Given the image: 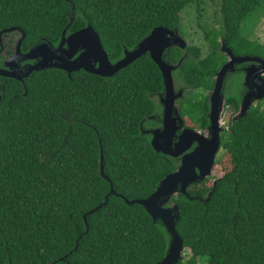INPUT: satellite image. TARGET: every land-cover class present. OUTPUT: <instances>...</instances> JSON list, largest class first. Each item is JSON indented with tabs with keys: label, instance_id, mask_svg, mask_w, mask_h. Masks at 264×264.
Returning a JSON list of instances; mask_svg holds the SVG:
<instances>
[{
	"label": "trees",
	"instance_id": "trees-1",
	"mask_svg": "<svg viewBox=\"0 0 264 264\" xmlns=\"http://www.w3.org/2000/svg\"><path fill=\"white\" fill-rule=\"evenodd\" d=\"M201 3L0 0V41L10 53L16 34L24 35L21 52L27 53L41 43L55 48L64 30L68 36L90 25L114 64L154 28L179 31L181 13ZM218 7L219 34L201 27L206 41L212 46L221 34L237 54L259 50L264 56V48L245 38L264 16V0H220ZM219 58L211 52L205 60L184 61L180 77L190 88L208 90ZM161 91V74L148 54L111 77L44 69L23 82L4 80L0 264L163 260L170 242L164 227L140 205L125 202L148 198L176 168L140 130L141 123L155 126L148 117L157 106L153 95ZM187 108L191 120L189 112L206 110L193 99ZM222 147L219 163L225 166L228 158L229 171L214 186L211 179L192 185V199L170 200L179 208L176 231L190 252L178 264H264V105L233 122ZM110 184L114 194L108 196Z\"/></svg>",
	"mask_w": 264,
	"mask_h": 264
},
{
	"label": "water",
	"instance_id": "water-1",
	"mask_svg": "<svg viewBox=\"0 0 264 264\" xmlns=\"http://www.w3.org/2000/svg\"><path fill=\"white\" fill-rule=\"evenodd\" d=\"M9 30L12 31V29ZM172 31L164 27L154 28L147 37L136 45L135 49L132 51H125L124 57L114 64L110 62L107 53L102 47L98 34L90 25L68 36H65L64 30L61 34L60 42L55 48L52 47L50 43H41L31 48L26 54L20 52L21 42L24 38L23 35L17 43L15 56L7 63V66L11 67L15 61L20 62L24 60H37V63L30 66L22 76L16 75L15 72L12 73L7 71H0V75L22 81L23 78H27L32 72L44 69H58L65 72L68 76L73 72L82 70L100 77H111L121 69L132 64L138 58L145 54H149L150 59L160 70L162 80H164L167 90V96L170 101H172L177 96L172 97L171 67L166 65L161 59L164 50L171 44H175L171 39L173 35ZM178 41H180V39ZM180 42L183 43L182 41ZM181 43H178V46L183 47L184 44ZM227 53L231 56L230 62L219 71L212 97L213 116L211 114V122L214 124L212 139L205 141V137L199 136L196 133L185 132L180 137V143L175 145V149H172L171 141L175 135L176 127H174L173 122H170L168 118H166L164 130L154 132L150 143L152 149L156 153L168 157H177L185 152L194 140L198 141L199 147L192 154L185 155L181 167L160 181L156 190L148 198L133 201L125 200L128 205L137 204L143 207L152 218V221H159L168 234L170 238L169 246L165 257L159 264H178V262L182 260L184 248L182 239L176 231L179 208L174 203L171 206H167V204L178 194L192 199L188 196L187 188L192 183L196 182L198 178H205L211 173L215 155L219 147L218 132L220 131L218 127L219 119L217 117L215 118L214 115L218 116L217 106L218 100L220 99V87L226 72L232 70L234 63L241 62H258L261 65L258 69V74L261 75L264 72V61L251 57L237 58L234 57L229 50ZM250 72L252 71L250 70ZM250 76L251 75L247 77V81L251 92L245 99L240 111V116L246 114L247 109L251 106V99L258 100L264 97V84L259 88L258 95L253 94L251 84L255 76L252 78ZM170 105L171 103L167 108H169ZM102 161L103 157L101 156L100 162ZM194 167H198L201 175L200 177L195 176ZM100 175L104 177L102 165H100ZM111 194H114V191L110 184L108 196Z\"/></svg>",
	"mask_w": 264,
	"mask_h": 264
},
{
	"label": "flooded vegetation",
	"instance_id": "flooded-vegetation-1",
	"mask_svg": "<svg viewBox=\"0 0 264 264\" xmlns=\"http://www.w3.org/2000/svg\"><path fill=\"white\" fill-rule=\"evenodd\" d=\"M260 19H262V17ZM221 25H222V21H221ZM221 25L218 28L212 27L213 37H215L216 34H219L217 33V31L221 27ZM257 25L258 23L255 26L256 29H257ZM255 27L252 31L246 33V36L245 35L244 36L248 41H251L252 43H255L258 46L264 48V43L262 42V38L257 37L256 33L254 32ZM172 33L173 35L171 39L175 42V44H171L169 47H167L164 50L161 59L166 65L171 67L172 97L173 96H177V97L174 98L172 101H170V99L167 96V90L165 88L164 80H162V76H161L162 91L153 95L154 102L157 104L156 110L152 116L148 117V120L154 122L155 126H147L145 124L143 128L141 126L142 125L141 123L140 130L143 134L150 135L151 138L150 143H151L154 132L163 131L165 119L168 118L170 122H173L174 127H176L175 135L171 141V147L172 149H175L174 148L175 145L180 143V137L185 132L188 133L192 132L198 134L199 136L205 137L206 139L205 141L212 139L213 137L212 134L214 132V124L211 122V114L213 116L212 97L215 91L218 73L226 64H228V62H230L231 59V56L227 53V51L229 50L231 54L237 58L251 57L264 61V56L263 53H261L259 50L253 54L247 52H244L243 54H237L227 44L226 40L223 38L224 35L221 36V34L217 36V40L214 41L211 46V44L208 41H206L205 34L203 32L201 37L199 36L198 33L196 34L193 33V36L192 35L185 36L178 30L172 31ZM20 39L21 38L18 37L13 39V45L10 49V53H6V50L9 48L7 45L2 44V41H0V58H1L0 71H7L12 73L15 72L16 75L22 76L30 66L35 65L37 63V60H24L20 62L15 61L11 65V67L7 66V63H9V61L15 56L16 46L17 43L20 41ZM177 39L178 40L180 39V41H182L183 43H181ZM200 40L203 41V44L198 43ZM4 41L8 43V39H4ZM178 43L184 44V46L180 47L178 46L179 45ZM192 51H195L196 54H192L191 53ZM20 52H21V48H20ZM211 52L212 53L214 52L216 57L218 58L221 57L223 59V62L219 66L218 70L213 72L210 89L195 90L193 88H190L180 77L179 67L182 65V62L184 61L198 62L199 60H205L207 59V57L210 55ZM22 54H26V53H22ZM260 67L261 65L258 62L234 63L232 70H228L226 72L220 87V94H219L220 99L218 100V106H217L218 116L214 115L215 118L217 117L219 119L218 127L220 128V131L218 132L219 147L215 155L214 164L209 176L202 179L198 178L196 182L192 183L187 188V193L192 185L198 184L200 182H205L210 178H212L213 180L214 172H216V169L218 168V164L220 162L219 159L223 154L222 139L226 134V132H228L229 126L233 122L238 121L241 118L245 117L249 109H251L252 107H258L259 105L261 106L264 105V97L258 100L251 99L252 101L251 106L247 109L246 114L244 116H240V111L241 108L243 107L245 99L248 97V95L251 92L248 86L247 77H249V75H251L250 76L251 78L255 76L253 77V81L251 84L252 92L254 95L259 94V88H261V86L264 84V72L261 75L258 74V69ZM250 70L252 72H250ZM6 79H13V78L4 77L0 75V91L2 89V84ZM24 79L26 78H23L22 81L19 82H23ZM189 99H193V104L202 102L206 109L205 111H203L204 113L203 112L197 113L193 111L189 112L194 117L192 118V120L190 119L191 117L188 114V108H187ZM0 101H1V96H0ZM170 103H171L170 107L167 108V106ZM167 113H168V117H167ZM198 147H199L198 141L194 140L189 146V148L185 150V152H183L177 157H171L176 161V168L174 172L181 167L184 156L187 154H192ZM194 172H195V176L197 177L201 176L198 167H194ZM217 180L213 182L212 184L213 186ZM177 196H179V194Z\"/></svg>",
	"mask_w": 264,
	"mask_h": 264
},
{
	"label": "rangeland",
	"instance_id": "rangeland-1",
	"mask_svg": "<svg viewBox=\"0 0 264 264\" xmlns=\"http://www.w3.org/2000/svg\"><path fill=\"white\" fill-rule=\"evenodd\" d=\"M220 0H202V3L196 7L194 5H191L187 7L182 13H181V23H180V30L182 34L185 36L192 35L193 33H198L199 36H202V29L205 30H211L212 27L218 28L221 25V19L219 15V7L218 3ZM254 32L256 33L257 37L262 38V42L264 43V16H262V19L259 20L257 29L255 27ZM17 37H19L18 34H16ZM199 44H203V41H199ZM221 155V154H220ZM219 168H224V169H219ZM230 166H229V161L228 158H226V165L222 166L220 163L218 164V168L216 169V172H214V177L213 180L211 179V183L218 178H221V175L229 171ZM216 177V179H215ZM207 198V197H206ZM169 204V205H168ZM167 205L171 206L172 204L169 202ZM188 250L183 251V256L184 257L189 255Z\"/></svg>",
	"mask_w": 264,
	"mask_h": 264
}]
</instances>
